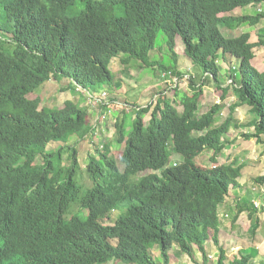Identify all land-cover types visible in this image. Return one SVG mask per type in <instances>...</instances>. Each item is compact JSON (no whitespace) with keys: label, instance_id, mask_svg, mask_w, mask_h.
I'll list each match as a JSON object with an SVG mask.
<instances>
[{"label":"trees","instance_id":"obj_1","mask_svg":"<svg viewBox=\"0 0 264 264\" xmlns=\"http://www.w3.org/2000/svg\"><path fill=\"white\" fill-rule=\"evenodd\" d=\"M249 6L264 7V0H0V264H155V246L162 264H169L174 246L189 257L197 247L206 263L210 233L218 244V207L239 187L243 165L216 164L231 116L215 126L221 103L198 116L203 86L196 84L207 74L220 86L225 75L218 61L239 60L227 76L231 83L218 87L220 101L231 90L236 102L230 113L249 107L254 133L244 138L264 145V71L251 64L264 37L252 42L248 32L225 37L220 30L264 19V11L232 14ZM160 34L166 46L158 48ZM177 37L199 71L189 82L190 94L160 96L154 106L125 103L132 112L116 123L123 170L103 144L88 157L90 186L81 184L77 152L63 144L90 137L86 110L71 100L39 109L36 90L61 79L69 80L72 92L75 85L92 93L118 89L109 69L116 58L124 69L139 63L140 69L180 77L173 64L167 68L151 57L164 51L175 64ZM51 142L60 144L54 152L46 150ZM206 151L213 152L211 168L194 162ZM173 154L180 164L169 165ZM123 209L126 215L104 223ZM243 211L250 220L259 213L254 205H237L233 222ZM219 253L217 264H225L223 249ZM252 259L242 254L232 264Z\"/></svg>","mask_w":264,"mask_h":264},{"label":"rangeland","instance_id":"obj_2","mask_svg":"<svg viewBox=\"0 0 264 264\" xmlns=\"http://www.w3.org/2000/svg\"><path fill=\"white\" fill-rule=\"evenodd\" d=\"M258 8L256 7L254 10L252 9L253 14L260 13L258 12ZM237 10V11H236ZM232 14L234 16L244 15L242 10L236 9ZM254 11V12H253ZM260 11H264V7H260ZM222 35L225 37H236L237 35L248 32L250 34V40L254 41L258 37H264V19H262L257 25L250 27L248 25H244L238 27L234 30L237 32H228L227 29L220 27ZM165 37L160 34L157 38L158 43L157 47L160 48L162 44L165 45ZM183 44L179 40L176 39L175 45V64L174 58L172 59L171 54H163L159 50H154L151 53V57L153 61H157L162 63L165 67L171 68L172 64L175 66L176 72H185L187 70L191 71V75L198 77V71L193 70V66L190 61L186 58L183 51ZM255 59L251 61L253 67L258 70H263L264 64V47H260L259 49L254 50ZM218 61L220 65V71L222 70L221 75H225L222 77L223 80L221 85H216L212 80H208L207 78H203L201 81L197 82L196 85L202 84V96L199 99V107L197 110L198 116L208 112L211 106L214 104L221 103L222 111L216 117L215 126L221 125L229 116H231V128L226 136L223 138V141L226 142L225 149L218 156L217 163L218 165H229L233 161H237V164H242L243 168L241 171V178H239V182L241 187L239 190H233V199H239L244 202L243 206L254 205L255 203L258 205V211L252 220L248 217L243 220V224L237 231L232 235H222L223 247L219 246V244H215L213 242V233H210V240L206 242L205 251H206V263L203 261V256L199 253L197 247H192V257L187 256L185 253H182L178 246H174L172 251L169 253L170 260L169 264H217L218 259L221 255L220 249L224 251L225 264H232L234 260H238L241 258L242 254H251L253 255V259L251 264H264V214L260 213L264 209V181H256L261 177H264V145L257 144L255 139H251L250 141L244 138L245 135H251L254 133L253 127L250 126L249 123L256 119V116L250 112V108L247 106H241L236 108V110L230 113V105L236 102V96L232 93L231 90L228 91L226 97L223 101H220L221 93L218 87L224 88L228 86L230 83L228 82V74H231L230 70L232 68H237L239 64V60L232 59L231 57H227L226 61ZM140 65L139 63H136ZM138 65H132L130 68L124 69L122 65L119 63V59H114L110 65L109 69L115 74V80L120 85L119 88L108 87L105 86L103 89L107 91L108 100H112L116 105L119 103L122 104L121 108L113 109L111 114L104 120H97L96 114L99 110L98 106H94L89 100L88 96L78 95L77 91L74 92L69 91L70 85L68 79H61L58 81L52 80L47 85H43L42 87L36 90V95L40 98V106L46 107H54V108H62L63 103L66 100H71L77 102L80 107L85 108L87 113V122L89 127L94 123L96 125V129H91L90 137H87L83 140H79L77 137H71L68 139L65 147H70L76 150L77 156L76 159L78 161V165L80 167V171L77 176L80 179V183L86 186H90V179L87 177L85 172L86 165L88 163V157L95 156V148L102 150L103 144H108L109 150L111 151V155L115 158L116 163L118 165L119 170H123V166L119 161L121 156V148L122 145L116 144V133H117V120L125 118L123 113L130 114L132 109L127 104H137L138 106L145 107L148 104H156L153 101V96L158 95L164 91L167 94L163 96H168L176 92L178 94L189 93L190 83L188 79L179 78L177 81L176 88L170 90L167 89V84L164 83L163 78L160 76L161 73L158 72L156 68H144L140 69ZM177 99V98H176ZM158 100H156L157 102ZM178 101L176 104L178 105ZM115 105V104H114ZM177 108L182 109L181 105H178ZM152 111V110H151ZM150 118V113L143 117L144 125L148 124ZM125 120V119H124ZM94 121V123H93ZM234 125L241 126L240 128H235ZM249 125V126H248ZM129 127L125 128V131L128 133ZM59 143L51 142L48 144L47 149L49 152H54L59 147ZM98 145V146H97ZM99 150V151H100ZM212 154L211 151H206L197 158L194 159V162L199 165L206 166L207 168L212 167ZM67 155L64 153L63 157L65 158ZM37 163L40 162L38 158ZM182 159L180 156L173 154L172 157L169 158V165L172 163L180 164ZM62 166L66 165V160L61 162ZM237 202V200L235 201ZM246 203V204H245ZM254 203V204H253ZM127 210L123 209L122 211L114 212L112 214V218L110 220L104 219L105 224H109L114 219H116L120 215H126ZM247 215V214H246ZM245 215V216H246ZM232 217L230 216L227 221H231ZM257 222L258 228L254 230L255 223ZM111 224V223H110ZM254 230V231H253ZM229 232L230 230L227 229ZM228 234H231L230 232ZM218 235V232H217ZM218 237V236H217ZM219 242V241H218ZM115 244V242H113ZM258 247L260 251H258ZM238 250V251H237ZM159 246H155L150 250L152 256L157 257L155 259V264H162V259L159 255ZM108 264H114V262H109Z\"/></svg>","mask_w":264,"mask_h":264},{"label":"crops","instance_id":"obj_3","mask_svg":"<svg viewBox=\"0 0 264 264\" xmlns=\"http://www.w3.org/2000/svg\"><path fill=\"white\" fill-rule=\"evenodd\" d=\"M255 9V8H254ZM253 9V10H254ZM242 12H244V15H253L252 13V9L251 7H247V8H244V9H241ZM235 11V10H234ZM233 11V12H234ZM237 11V10H236ZM232 12V13H233ZM254 12V11H253ZM228 32H237L236 30H233V31H230V30H227ZM256 40L252 41V42H255ZM260 47L258 48H255L254 50L256 49H259ZM255 52V51H254ZM255 59V58H254ZM263 68H264V64H263ZM260 72H263V70H259ZM239 182V180H238ZM240 184V182H239ZM241 187V185H239L238 188H232L229 190L228 192V195L224 201L223 204H221L219 207H218V218H219V227H218V244L219 246H221L223 249V241L222 240V235H232L234 233H237V231L239 230V228L241 227V225L243 224V220L244 219H247V212L246 211H243L241 212L238 216H237V219L233 222L234 218H235V215L237 213V205H240V206H243L242 203H244L241 198L239 199H236L235 197V200L233 199V190H239V188ZM237 200V202H235ZM246 215V216H245ZM232 217L231 221H227L229 219V217ZM227 229H229L230 233L231 234H228L229 232L227 231ZM210 240V238H208V241ZM207 241V242H208ZM206 248V246H205ZM238 251V250H237ZM258 251H260V248L258 247Z\"/></svg>","mask_w":264,"mask_h":264},{"label":"clouds","instance_id":"obj_4","mask_svg":"<svg viewBox=\"0 0 264 264\" xmlns=\"http://www.w3.org/2000/svg\"><path fill=\"white\" fill-rule=\"evenodd\" d=\"M259 8L261 7V6H258ZM259 12V11H258ZM261 12V11H260ZM232 15V14H231ZM177 38H179V37H177ZM176 38V39H177ZM179 40L181 41V39L179 38ZM181 43H182V41H181ZM183 44V43H182ZM176 45V44H175ZM183 51H184V44H183ZM185 55V54H184ZM191 63V62H190ZM192 64V63H191ZM193 66V65H192ZM193 70L195 71V73H196V71H198L194 66H193ZM183 73V75L182 76H180V77H174V78H172V79H170L169 78V73H167V74H161V77L163 78V81H164V83H166L167 84V89H170V90H172V89H174V88H176V85H177V81H178V79L179 78H184V79H188L189 80V82H190V80L191 79H193L194 78V75H191V71L190 70H187V71H185V72H182ZM198 74H199V71H198ZM207 74H205V75H203L202 76V78H201V80L205 77V78H207ZM204 78V79H205ZM49 82H52V80H50ZM48 82V83H49ZM47 83V84H48ZM47 84H45V85H47ZM44 85V86H45ZM78 88H80V90H78ZM74 90H78L77 91V93H78V95H81L82 97L83 96H85L84 94H83V91H87V90H85V89H82L80 86H77V85H75V89ZM102 91H104V90H101V91H99V92H102ZM107 92V91H106ZM94 93H98V92H94ZM165 94H167L166 93V91H164V92H162V93H160V94H158V95H154L153 96V101H155V103H156V100H158V98L160 97V96H163V95H165ZM110 115V114H109ZM108 115V116H109ZM100 115H99V112H97V114H96V119L97 120H104L107 116H105V118L104 119H101L100 117H99ZM93 123H94V121H93ZM91 129L93 130V129H96V125H95V123H94V126L92 125L91 126ZM3 148V144H2V142L0 141V150ZM174 166H175V164H174Z\"/></svg>","mask_w":264,"mask_h":264},{"label":"built area","instance_id":"obj_5","mask_svg":"<svg viewBox=\"0 0 264 264\" xmlns=\"http://www.w3.org/2000/svg\"><path fill=\"white\" fill-rule=\"evenodd\" d=\"M258 11L260 12V8H258ZM229 83H231V81H228ZM78 90H80V88H78ZM84 95L88 96V100L94 105V106H98L99 110V117L101 119H104L105 116L111 114L112 112V105H116V103H114L112 100H108V96H107V92L106 91H102V92H98V93H92L90 91H83ZM107 107L108 109L102 113V109L101 107ZM117 106L122 107V104L119 103ZM125 106H127L125 104ZM111 108V109H109ZM254 204V203H253ZM255 207H257L258 205L255 203L254 204ZM258 208V207H257Z\"/></svg>","mask_w":264,"mask_h":264}]
</instances>
